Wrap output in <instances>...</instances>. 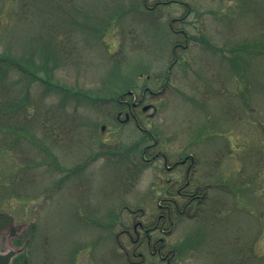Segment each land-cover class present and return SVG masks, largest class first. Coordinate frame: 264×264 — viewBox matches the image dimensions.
Masks as SVG:
<instances>
[{"label": "rangeland", "instance_id": "rangeland-1", "mask_svg": "<svg viewBox=\"0 0 264 264\" xmlns=\"http://www.w3.org/2000/svg\"><path fill=\"white\" fill-rule=\"evenodd\" d=\"M181 29L189 45L168 72ZM0 53L33 71L14 66L1 95L22 104L0 129V251H18L35 224L28 264H139L116 234L151 218L119 210L154 208L161 163H143L151 140L117 124L107 100L166 82L146 95L156 116L142 126L170 156L184 147L199 169L216 167L221 184L173 217L171 264H264V0H0ZM142 251V264H166Z\"/></svg>", "mask_w": 264, "mask_h": 264}, {"label": "flooded vegetation", "instance_id": "flooded-vegetation-1", "mask_svg": "<svg viewBox=\"0 0 264 264\" xmlns=\"http://www.w3.org/2000/svg\"><path fill=\"white\" fill-rule=\"evenodd\" d=\"M184 16L175 19L183 21ZM172 25V23L170 24ZM174 33L179 36H184V42L179 39L173 45V51L175 53L174 60L169 65L168 72L177 64L179 61L176 51L178 49L187 50L189 45L188 33L184 30H175ZM163 84L159 89L152 90L148 86H144L142 90L127 89L126 91L118 94L116 98H111L107 101L114 104L116 109L114 119L117 124H126L132 122L135 127L144 134V138L151 140L150 144L143 146L142 148V160L143 163L157 164L158 167L155 171L154 181L148 186V195L154 198V208L146 209L143 206H138L135 209H129L128 207L121 208L119 210L120 215L126 209L133 216L143 217L149 216L151 219L148 222L141 220H135L132 223V230L125 228L117 232V237L122 235L131 238L133 246L131 247L132 255L140 257L139 264L144 262L143 249H147L153 256L166 263L171 264L174 256V251L167 246L164 240V235L170 232L171 226L173 225V217L192 215L191 212L194 207L205 201L211 199V192L220 191V179L217 176L218 169L213 166V169L204 171L200 168L201 162L192 153H185V148H181V151L177 156H170L165 150L160 147L157 136L148 129L144 128L141 123V116L146 115L149 118L155 117L156 106L150 102H146V95L151 97H159L163 93L165 87ZM134 86V85H133ZM145 106H148L145 109ZM152 109L154 112L147 113L148 110ZM102 129H105V124H101ZM101 146L110 147L111 143L106 139L99 140ZM101 154V153H100ZM95 154H91V157L85 161L86 163L92 162L95 158ZM131 165V164H130ZM129 165V166H130ZM80 168V166H74ZM139 163H133L127 171H133L140 169ZM138 172V170H137ZM136 172V173H137ZM213 182H210V180ZM147 190V191H148ZM2 219L0 218V223ZM122 226L123 223L120 222ZM4 228V227H2ZM158 232L161 236L154 238L153 233ZM132 234L135 236L132 237ZM24 243V242H23ZM117 245L121 253L125 255L124 244L117 240ZM127 254V253H126ZM24 259L23 254H16L13 260Z\"/></svg>", "mask_w": 264, "mask_h": 264}, {"label": "trees", "instance_id": "trees-1", "mask_svg": "<svg viewBox=\"0 0 264 264\" xmlns=\"http://www.w3.org/2000/svg\"><path fill=\"white\" fill-rule=\"evenodd\" d=\"M17 66L18 70H21L25 76L27 73L33 74V71L25 69L22 67V62L18 59H14L10 56H6L3 53H0V129H5L8 128L9 126L6 124L4 120V116L9 114L11 111L9 108H12L13 110L15 109H20V104H22V100L15 102L12 104V102L6 101L4 97L1 95H5L4 92H8V83L11 81V76H10V70L14 67ZM35 75H31L30 77H34ZM2 121L5 122V125H2ZM0 218L2 219V222L0 223V228L4 227L5 221H6V216L0 215ZM34 226V224H31L30 227ZM15 264H23V261L16 259L14 261Z\"/></svg>", "mask_w": 264, "mask_h": 264}, {"label": "water", "instance_id": "water-1", "mask_svg": "<svg viewBox=\"0 0 264 264\" xmlns=\"http://www.w3.org/2000/svg\"><path fill=\"white\" fill-rule=\"evenodd\" d=\"M147 107L148 106H145V109ZM25 244H24V246H25ZM15 254H16V252L14 250H6L5 252H0V264H12L11 261H12V258L14 257ZM24 263H26V260Z\"/></svg>", "mask_w": 264, "mask_h": 264}]
</instances>
